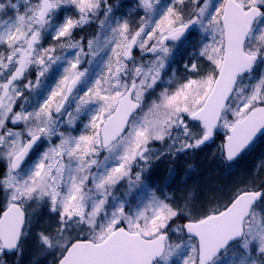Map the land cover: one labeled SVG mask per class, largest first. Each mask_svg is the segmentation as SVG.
<instances>
[{"label":"snow or ice","instance_id":"6c2138e0","mask_svg":"<svg viewBox=\"0 0 264 264\" xmlns=\"http://www.w3.org/2000/svg\"><path fill=\"white\" fill-rule=\"evenodd\" d=\"M257 140L264 0H0V264H264V157L207 203L152 180Z\"/></svg>","mask_w":264,"mask_h":264},{"label":"rangeland","instance_id":"374dc122","mask_svg":"<svg viewBox=\"0 0 264 264\" xmlns=\"http://www.w3.org/2000/svg\"><path fill=\"white\" fill-rule=\"evenodd\" d=\"M111 2L115 4L117 0H111ZM125 2L128 3L129 0H125ZM123 11L125 10L121 9V12ZM86 31H95V28L86 29ZM189 51H191L190 47L184 48L181 46L177 52L176 63L173 67L182 69L183 61L187 59V52ZM219 142L220 140L217 139L216 144H219ZM216 144L189 152L187 155H181L175 163H172L170 159L158 163L154 166L153 182L163 186L171 168L174 170V179L170 182L169 193H175L177 197L191 194L196 198L197 203H203L210 201L209 198L214 195L216 198L223 199V185H226V187L229 185L233 186L231 189L233 190L242 181L246 182L248 179L255 178L253 168L255 162L260 157H264V140H259L251 151L234 165L231 171L225 169L219 163V160L214 157ZM260 177L264 178V173H261ZM157 178L161 179L160 182H157ZM210 191L214 195H211ZM12 259L15 258L13 257ZM50 259V256L39 255L38 251L29 244L26 246L22 264H47Z\"/></svg>","mask_w":264,"mask_h":264},{"label":"trees","instance_id":"16d2710c","mask_svg":"<svg viewBox=\"0 0 264 264\" xmlns=\"http://www.w3.org/2000/svg\"><path fill=\"white\" fill-rule=\"evenodd\" d=\"M156 180V179H155ZM160 180L161 179H159V178H157V182H160ZM230 181V180H229ZM222 184V183H221ZM224 187H223V189H224V192H223V196H224V198H226V196H227V194H229V192L231 191V189H232V187L233 186H228V187H226V185H223ZM235 188V187H234ZM211 192V195H214V193L212 192V191H210ZM185 196H187V195H185ZM184 196V197H185ZM215 196V195H214ZM214 196H211L210 198H209V200H215L216 199V197H214ZM203 203H207V202H203Z\"/></svg>","mask_w":264,"mask_h":264},{"label":"flooded vegetation","instance_id":"af4514ba","mask_svg":"<svg viewBox=\"0 0 264 264\" xmlns=\"http://www.w3.org/2000/svg\"><path fill=\"white\" fill-rule=\"evenodd\" d=\"M121 2L123 3V4H127V2H125V0H121ZM117 3V2H116ZM122 9H124V8H122ZM125 11H126V9H124Z\"/></svg>","mask_w":264,"mask_h":264}]
</instances>
